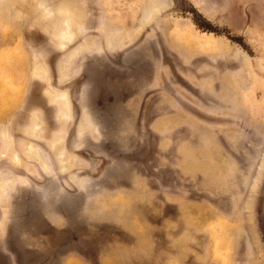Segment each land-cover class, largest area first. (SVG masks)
<instances>
[{
    "label": "rangeland",
    "instance_id": "1",
    "mask_svg": "<svg viewBox=\"0 0 264 264\" xmlns=\"http://www.w3.org/2000/svg\"><path fill=\"white\" fill-rule=\"evenodd\" d=\"M0 264H264V0H0Z\"/></svg>",
    "mask_w": 264,
    "mask_h": 264
},
{
    "label": "bare ground",
    "instance_id": "2",
    "mask_svg": "<svg viewBox=\"0 0 264 264\" xmlns=\"http://www.w3.org/2000/svg\"><path fill=\"white\" fill-rule=\"evenodd\" d=\"M66 24H67L66 27H70V24L68 22ZM68 38H70V33H68V31L64 32V34L61 35V39L63 40V45H65L64 42H67Z\"/></svg>",
    "mask_w": 264,
    "mask_h": 264
},
{
    "label": "crops",
    "instance_id": "3",
    "mask_svg": "<svg viewBox=\"0 0 264 264\" xmlns=\"http://www.w3.org/2000/svg\"><path fill=\"white\" fill-rule=\"evenodd\" d=\"M69 42V41H68Z\"/></svg>",
    "mask_w": 264,
    "mask_h": 264
}]
</instances>
